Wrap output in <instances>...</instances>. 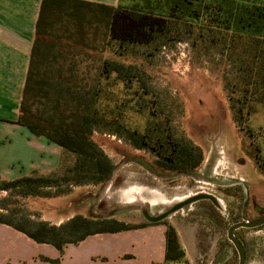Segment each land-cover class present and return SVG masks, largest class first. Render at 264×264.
Returning <instances> with one entry per match:
<instances>
[{
  "label": "trees",
  "instance_id": "16d2710c",
  "mask_svg": "<svg viewBox=\"0 0 264 264\" xmlns=\"http://www.w3.org/2000/svg\"><path fill=\"white\" fill-rule=\"evenodd\" d=\"M208 1L133 0L129 6H110L83 0H41L16 118L0 121L44 138L60 152L48 173L0 177V224L38 244L51 245L59 256L66 245L87 237L153 224L76 214L56 225L41 220L39 213L27 212L24 202L53 199L71 193L75 186L107 182L114 164L93 139L94 133L103 130L134 150L150 153L153 166L163 171L190 173L199 167L201 149L177 140L158 120H148L141 132L105 121L98 109V101L110 87L122 84L145 90L146 79L156 71L151 69L150 52L161 47L188 40L192 67L206 68L220 84L237 129L258 109L264 111V0H213L212 7ZM208 14L215 23L205 20ZM101 26L102 55L95 61L96 71L88 84L76 72L79 52L75 49L90 46L88 30L94 34ZM254 160L264 175V167ZM161 224L165 227L163 261L149 264H188L175 228Z\"/></svg>",
  "mask_w": 264,
  "mask_h": 264
},
{
  "label": "rangeland",
  "instance_id": "374dc122",
  "mask_svg": "<svg viewBox=\"0 0 264 264\" xmlns=\"http://www.w3.org/2000/svg\"><path fill=\"white\" fill-rule=\"evenodd\" d=\"M132 2L122 0L119 5L129 6ZM214 2L208 1L211 7ZM205 20L215 23L210 14ZM93 32L91 29L87 33L90 46L75 49L79 52L76 72L84 79L82 82L88 84L96 71L95 61L102 55L104 41L102 26ZM210 49L213 51L215 47ZM149 57L151 69L156 71L146 79L145 90L137 86L125 88L122 84L106 89L104 97L98 101L100 115L105 121L141 132L148 120H158L177 140L191 142L201 149L199 167L190 173L163 171L153 166L150 153L134 150L118 136L103 130L94 133L93 139L114 164L111 178L101 186H75L71 193L57 198L28 199L24 202L25 210L39 213L41 220L51 224L62 223L76 214L139 224L147 222L141 210L155 217L168 211L167 202L174 198L207 193L215 199L214 206L206 200L193 202L147 226L146 230L122 234L121 244L128 252L130 245L152 240L153 245H157L153 263H161L165 230L161 223L164 222L175 228L188 264H237V253L226 238L227 228L232 223L251 221L264 213V175L254 160L257 158L264 167V111L258 109L237 129L220 84L206 68L192 67V52L185 38L150 52ZM23 131L18 133L0 124L1 178L13 179L27 174L30 161L34 165L41 160L39 153L52 154L44 138L34 137L26 129ZM27 133L30 142L25 137ZM129 189L141 191L142 201L128 204L130 199L125 193ZM236 235L245 249V264H264V227L241 229ZM106 239L104 243L108 242ZM100 240L92 239V245H88L98 264L103 262L99 256L107 247ZM143 249L138 252L143 254ZM85 251V246L70 245L64 264L71 263L70 257L75 252L81 258ZM124 259L126 264L143 261L132 257ZM149 263L152 262L146 264Z\"/></svg>",
  "mask_w": 264,
  "mask_h": 264
},
{
  "label": "crops",
  "instance_id": "0c3cea01",
  "mask_svg": "<svg viewBox=\"0 0 264 264\" xmlns=\"http://www.w3.org/2000/svg\"><path fill=\"white\" fill-rule=\"evenodd\" d=\"M92 3L117 6L120 0H83ZM41 0H0V119L12 121L16 118L18 105L21 99L22 89L25 81L28 67L29 54L34 39L35 23L38 17ZM0 124L7 125L18 133L24 132L22 127L11 125L0 121ZM29 141L30 135L25 134ZM30 142V141H29ZM43 142V141H41ZM52 144V143H51ZM50 153L44 151L39 153L40 161L32 165L31 171L39 173H48L53 170L57 164L60 149L56 145L45 143ZM55 146V147H53ZM44 147V146H41ZM43 154V156H42ZM18 162V161H17ZM27 173V174H28ZM24 175V174H23ZM19 177V176H16ZM15 177V178H16ZM56 225L60 224L54 223ZM147 226L137 230L125 231L114 234H96L87 237L77 244H68L64 247L62 256H59L57 250L48 244H38L24 234L13 228L0 224V264H64L67 257V250L70 245L76 248L86 247V251L79 258L75 252L70 257V264H98L94 259L93 253L88 249L92 239L108 242L106 251L102 252L99 258L103 259L100 264H126L124 256L132 257L133 260L141 259L140 264L154 262V249L152 240L141 242V245H130V251L122 245L124 237L122 234H131L139 230H146ZM103 241V242H102ZM142 250L143 254L138 252ZM164 245H162V253ZM141 253V254H140ZM40 257L48 259H58V263H50L40 260ZM163 260V259H162ZM66 264V263H65Z\"/></svg>",
  "mask_w": 264,
  "mask_h": 264
},
{
  "label": "water",
  "instance_id": "95a60500",
  "mask_svg": "<svg viewBox=\"0 0 264 264\" xmlns=\"http://www.w3.org/2000/svg\"><path fill=\"white\" fill-rule=\"evenodd\" d=\"M113 174H114V170L112 172V175ZM202 199H208L213 204L216 203L215 199L211 195H209L207 193L200 192V193H196V194L191 195V196H187L185 199H183L182 201H179L177 203H172L170 205V208L168 209V211H166L164 214L158 215L156 217H149L148 215H146L145 217H146L148 222L156 223V222H159V221L167 218L170 214L182 209L183 207H186L189 204L196 202L198 200H202ZM99 218H108V217H99ZM263 224H264V216L255 220V221H243V222L235 223L228 228L227 238L234 244V247L237 251L238 264H244L245 255H244V250H243L242 246L234 238L233 231L237 228H254V227H257V226H260Z\"/></svg>",
  "mask_w": 264,
  "mask_h": 264
},
{
  "label": "flooded vegetation",
  "instance_id": "af4514ba",
  "mask_svg": "<svg viewBox=\"0 0 264 264\" xmlns=\"http://www.w3.org/2000/svg\"><path fill=\"white\" fill-rule=\"evenodd\" d=\"M202 200H206V201H209L211 204H213L210 200H208V199H202ZM198 201H200V200H198ZM215 204H213V206H214ZM255 210H257V211H259L258 209H255ZM141 213H142V215H143V217L145 218V220L147 221V219H146V215H148V213L145 211V210H141ZM261 213V212H260ZM161 214H164V213H160L159 215H161ZM263 215L262 216H259L258 218H256V219H254V220H251V221H255V220H257V219H259V218H261V217H263L264 216V213H262ZM149 216V215H148ZM158 216V215H157ZM149 217H151V216H149ZM156 217V216H155ZM160 222V221H159ZM239 222H243V221H239ZM239 222H235V223H239ZM147 223H150V222H148L147 221ZM235 223H232L231 225H233V224H235ZM230 225V226H231ZM229 226V227H230ZM228 227V228H229ZM264 227V224L263 225H260V226H257V227H254V228H237V229H235L234 231H233V236H234V238L237 240V242L242 246V248H243V250H244V255H245V260H244V264H245V261H246V253H245V249H244V246H243V244H242V242H241V240H240V238L236 235V232L238 231V230H241V229H250V230H259V229H261V228H263ZM228 228H227V230H228ZM226 238H227V231H226ZM227 240L229 241V243L233 246V248L235 249V247H234V244L227 238ZM235 251H236V249H235ZM236 253H237V251H236ZM237 264H238V254H237Z\"/></svg>",
  "mask_w": 264,
  "mask_h": 264
},
{
  "label": "bare ground",
  "instance_id": "6f19581e",
  "mask_svg": "<svg viewBox=\"0 0 264 264\" xmlns=\"http://www.w3.org/2000/svg\"><path fill=\"white\" fill-rule=\"evenodd\" d=\"M141 194V191L136 190V189H129L126 193L125 196L128 197L130 200L128 201V204H134L142 201L139 196ZM186 197H178L174 198L172 201H168L167 204L171 205L172 203H177L179 201H182ZM127 199V198H126Z\"/></svg>",
  "mask_w": 264,
  "mask_h": 264
}]
</instances>
